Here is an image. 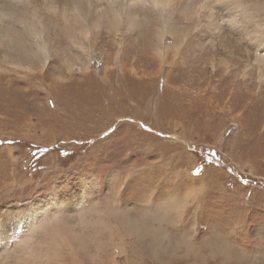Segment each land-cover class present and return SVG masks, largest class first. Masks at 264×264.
<instances>
[{"label":"rangeland","instance_id":"obj_1","mask_svg":"<svg viewBox=\"0 0 264 264\" xmlns=\"http://www.w3.org/2000/svg\"><path fill=\"white\" fill-rule=\"evenodd\" d=\"M92 2L89 25L55 0H0V35L27 53L0 38V215L42 211L24 226L33 248L14 239L0 260L264 264V0H241L234 23L228 0L192 19ZM112 2L132 27L111 21ZM161 18L186 33L181 54L180 34L155 44ZM144 217L163 236L123 226Z\"/></svg>","mask_w":264,"mask_h":264},{"label":"bare ground","instance_id":"obj_2","mask_svg":"<svg viewBox=\"0 0 264 264\" xmlns=\"http://www.w3.org/2000/svg\"><path fill=\"white\" fill-rule=\"evenodd\" d=\"M150 1H151L152 6L154 8H156L157 11H159L160 16H162L164 12H169V10H168L169 7L174 6V7H176L177 11H179V13L186 19H192L193 16L195 14H197L200 9H204V8L207 9L208 6L210 5L209 2H207V0H150ZM218 1H224V0H218ZM240 1L241 0H228V2H226V5L228 3L229 5L233 6V7H231V11H230V16H231L230 21L233 23L236 20L235 17L237 16V14H236L237 7L241 5ZM55 2H56V5L58 6V8L61 12L60 15L62 18H66L67 16H69L71 11H72L74 14H76L77 17L82 18L86 24H89V25L96 24V21H95L96 19H94L96 8H94V4H93L92 0H55ZM114 3L115 2L109 3V6H110L109 7V13H110L111 21H114L115 24H117V26H118L117 28H121L123 26L124 27L125 26L132 27L134 25L133 14L131 12L127 13L124 10V7L120 6L119 9L116 8V6H115L116 4H114ZM206 12L207 11H205V13ZM205 15L211 17L210 13H206ZM161 20L162 21H160V22L162 24V27L159 28V30L157 31V35H156L157 41L155 44L157 45V47L163 48V46H164L163 39L166 37V34H168V33L175 34L176 30H174V28L171 24H170L171 25L170 27L166 26L169 24L170 18H166V19L161 18ZM212 25H215V27H214L215 30L218 28L220 30L219 31L220 41H222L225 44H227L228 46H232V48H234L235 45L232 42L231 36L225 35L226 32L224 31L225 30L223 28L224 26H222L220 28L221 25H219L218 23H213ZM112 26L116 27L115 25H112ZM17 34H19V33H17ZM176 34H180L177 36V38H178L177 50L180 51L181 47H179V45L182 42H184L183 37H184V35H186V33L183 35L182 32H177ZM0 36H1L0 38H4V40L7 41L8 50L11 51L13 54L21 53L22 57H25L27 55V53L22 52L19 49L14 50V48H16V47L20 48V47L26 46V44H25L26 42L23 39V36L15 35L13 33H9V31L1 34ZM24 36H26V35H24ZM38 44L42 47L40 40H38L33 45V47H35L36 50H37ZM166 51H167V49H166ZM181 52L182 51H180L179 53L181 54ZM32 56H34L36 58L40 57L39 55H37L35 53ZM172 202H173V205H172ZM172 202L170 203V205H168L167 211H169L173 207L176 208V201H172ZM39 212H35V211H33V212H31V211L27 212L26 211L25 212L24 209H12L11 211L10 210L7 211V213L4 214L3 216L0 215V247L3 245L5 247H7L8 245H10V243L14 239H16V240L18 239V241H21L23 243L25 242V243H27V245L30 248H33L30 244L31 242H29V237L32 235L31 234L23 235V233L25 231L24 226L26 227V225H27L28 227H30L31 224H33L37 219H39V217L42 214V211H41V213H39ZM141 217L143 218V216H141ZM146 219L147 218L144 217V219H141V221H139V222L138 221L124 222L123 226L124 227L126 226V230L128 233L130 232L129 233L130 235H137L138 237H140V236L143 237L142 235L157 236L159 233V234H162V236H163V233L160 232L161 230H159V229L158 230H156V229L152 230V228L151 229L147 228V225H145L146 223L143 222ZM150 220H151V218L149 219V222H150ZM28 227H26V230H28ZM15 250H16V253H18L17 255L19 257H22L23 254H25V253H23V247L21 248L20 245L18 247L16 246ZM0 254L1 255L3 254V253H1V250H0ZM3 259L4 258L2 257V259L0 260L2 263H0V264H9V262H5L7 257L4 260ZM67 264H70V263H67Z\"/></svg>","mask_w":264,"mask_h":264}]
</instances>
